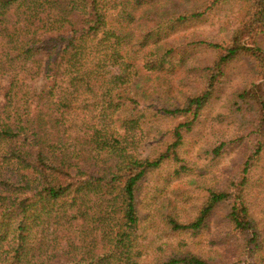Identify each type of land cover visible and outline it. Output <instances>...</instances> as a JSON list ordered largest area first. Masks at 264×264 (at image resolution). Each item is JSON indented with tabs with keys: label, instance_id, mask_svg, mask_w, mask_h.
<instances>
[{
	"label": "trees",
	"instance_id": "obj_1",
	"mask_svg": "<svg viewBox=\"0 0 264 264\" xmlns=\"http://www.w3.org/2000/svg\"><path fill=\"white\" fill-rule=\"evenodd\" d=\"M227 2L243 10L228 40L170 38ZM198 49L212 57L181 80L182 98L158 100L150 75ZM237 65L248 79L217 116L235 134L208 152L244 154L203 188L192 218L161 201L148 227L180 241L154 247L140 207L149 178L188 170L181 147ZM149 117L172 123L150 133ZM263 155L264 0H0V264H220L182 239L200 238L220 207L255 258L264 228L247 191Z\"/></svg>",
	"mask_w": 264,
	"mask_h": 264
},
{
	"label": "rangeland",
	"instance_id": "obj_2",
	"mask_svg": "<svg viewBox=\"0 0 264 264\" xmlns=\"http://www.w3.org/2000/svg\"><path fill=\"white\" fill-rule=\"evenodd\" d=\"M242 12L240 5L227 2L206 21L183 28L177 33H173L170 38L175 39L183 36L211 42L228 40ZM211 57L212 54L207 50L191 51L185 57L183 64H178L172 72L158 74L156 77L155 74L150 75L146 86L151 87L150 90L157 91L158 100L162 101L163 97H165L164 99L168 97V101L178 102L182 98L179 91L184 88L180 86L181 80L185 77L184 84L190 83L196 73L197 66L206 63ZM244 69L243 66L238 65L230 68L222 90L206 106L197 126L186 137L180 154L188 170L175 175L174 168L166 167L150 176L142 194L140 207L146 219L147 234H151V245L154 247L163 242L177 244L180 241V237L176 239L160 237L155 234L157 231H154L153 225L148 227L150 222L155 226L159 224L161 218H159L158 208L161 207L159 206L161 201L166 199L165 203L168 209L180 220L192 218L204 195L203 188L223 180L229 175L227 172L231 170L230 167L243 156V145H225L222 155L217 159H211L212 156L208 150L220 142H225L228 138L231 139L235 134L233 120L221 121L223 119H220L218 121L217 116L226 112V102L231 93L248 79ZM31 84L36 90L41 82L37 80ZM171 123L170 119L149 117L145 129L150 133L164 131ZM247 192L252 213L260 227L264 228V155L260 163L250 173ZM224 216L225 209L218 208L210 220L207 231L200 238L193 240L182 237V239L194 251L212 260H218L220 264H264V245L255 258H249L241 247L239 236L229 232Z\"/></svg>",
	"mask_w": 264,
	"mask_h": 264
}]
</instances>
